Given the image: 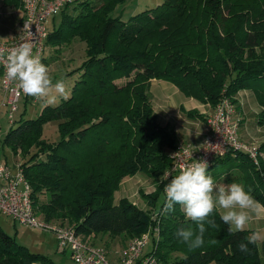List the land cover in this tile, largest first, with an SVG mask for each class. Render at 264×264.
<instances>
[{
	"label": "trees",
	"instance_id": "1",
	"mask_svg": "<svg viewBox=\"0 0 264 264\" xmlns=\"http://www.w3.org/2000/svg\"><path fill=\"white\" fill-rule=\"evenodd\" d=\"M125 1L72 0L63 6L44 44L82 41L85 59L72 71L78 77L57 104L44 105L36 117L16 118L0 137V152L8 148L24 159L19 164L34 211L46 220L68 221L85 238L109 233L125 243L157 223L152 251L162 264H264V243L249 245V254L240 252L250 230L230 234L218 211L209 217L217 227L206 225L205 245L189 250L176 232L196 226L179 205L175 212L160 214L161 182L142 194L150 205L158 202L154 219L127 199L113 203L123 178L141 171L157 180L171 165L168 151L176 135L153 110L151 79L168 81L185 96L212 106L222 97L234 102L241 89L251 90L261 106L257 124L264 125V0H162L123 20L114 11ZM3 2L21 6V0ZM41 62L46 65L44 55ZM53 120L59 137L47 141L42 126ZM258 151L264 154V139ZM228 159L241 171L245 190L264 205L262 156L255 165L247 154L229 151L208 164L207 175L215 181L228 173L231 168L218 176L210 172ZM42 195H47L44 202ZM38 263L54 264L0 226V264Z\"/></svg>",
	"mask_w": 264,
	"mask_h": 264
},
{
	"label": "built area",
	"instance_id": "2",
	"mask_svg": "<svg viewBox=\"0 0 264 264\" xmlns=\"http://www.w3.org/2000/svg\"><path fill=\"white\" fill-rule=\"evenodd\" d=\"M71 1L21 0L23 18L20 33L9 40L0 39V47L10 49L20 43L29 42L33 46L34 54L42 59L50 19L59 14L63 6ZM0 89L4 94L5 116L11 126L16 120L15 113L19 109L20 101L27 96L22 93L17 83L6 78L2 64ZM36 101L37 99L33 98L32 102ZM206 125L207 133L199 144L180 140L170 150L171 165L162 174L163 190L181 168L203 161L207 162L208 166L214 158L229 151L243 152L258 165L260 156L258 146L247 144L239 137V123L231 98L219 99L213 106L212 114L206 119ZM165 176L168 178L165 179ZM0 214L10 218L14 223L52 232L58 248L62 252L68 251L74 264H162L152 251V239H157L159 232L157 223L140 235L127 240L120 251L114 253L111 260L104 247L76 234L72 225L46 220L37 214L33 209L30 188L23 177L20 164L11 166L2 158H0ZM149 239L151 247L144 250Z\"/></svg>",
	"mask_w": 264,
	"mask_h": 264
},
{
	"label": "clouds",
	"instance_id": "3",
	"mask_svg": "<svg viewBox=\"0 0 264 264\" xmlns=\"http://www.w3.org/2000/svg\"><path fill=\"white\" fill-rule=\"evenodd\" d=\"M0 64L3 65L6 78L19 85L26 96L43 100L48 104L58 98L67 96L63 79H54L48 67L41 62V57L34 54L33 46L23 42L12 48L0 47ZM207 162H196L185 166L173 176L164 187V200L160 209L161 215L176 211L180 206L184 216L195 224L181 227L176 236L189 250H196L205 245L206 225L216 228L215 219L209 218L218 211L221 220L228 225L230 234L242 232L255 218H264V205L258 203L249 191L239 183L217 185L207 175ZM165 179L168 177L165 176ZM241 242L238 250L250 253L249 245L258 246L264 243V233L252 231ZM215 244V240L208 241Z\"/></svg>",
	"mask_w": 264,
	"mask_h": 264
},
{
	"label": "rangeland",
	"instance_id": "4",
	"mask_svg": "<svg viewBox=\"0 0 264 264\" xmlns=\"http://www.w3.org/2000/svg\"><path fill=\"white\" fill-rule=\"evenodd\" d=\"M161 2L162 0H126L124 3L119 4V10L117 9V11H123L121 19L127 20L134 13H137L148 7H154ZM117 11H114V13L116 14ZM59 21L60 16L58 15L54 19V24H58ZM48 29H53L51 21L48 24ZM84 49L85 44L78 39H73L69 43L59 47L46 45L44 48L43 55L46 59V66L49 69L50 75L54 81L55 79L64 80L67 96H69L71 87L78 77L77 73H72V71L79 67L81 62L85 59ZM167 83L172 87H175L170 82ZM154 84L155 83L152 82L151 86L153 87ZM165 93H169L170 95L168 98H171L172 101H175L176 103L187 100L185 99L187 96H185L180 91H178V93L175 95L172 94L171 89L166 88ZM1 95L2 94L0 93V135L8 128V122L4 114L6 107L1 105ZM33 98L34 97L28 96L27 101L29 102H27L25 106L23 100L20 101L19 109L15 113V118H19L20 115L25 119L36 117L40 113L42 107L48 104L45 101L38 99V101L34 103L32 102ZM61 98L65 97H60L54 103L49 105L57 104ZM247 118L252 119L253 113L248 112ZM238 123L240 125L239 121ZM57 129L58 121L56 120L44 123L42 126V137L47 141L57 140L59 137ZM260 156L263 158V154H260ZM14 157V162L16 161V163H21L24 160L19 156ZM234 165H236L235 161L228 159L222 164L213 166L212 170L210 171L212 172L211 175L213 176H218L222 170L231 168L228 173L226 172L225 175H219L217 178L214 177V179L216 178L215 182H219V185H222V182H226L225 178H227L231 183H239L243 185V179L240 173L241 171ZM224 176L225 178H223ZM160 182L162 183V175H160L157 180H155L151 177H148L144 172L138 171L134 175L125 177L121 180L117 188L113 191V203H118L121 199H127L129 202L145 211L150 216V218H152L158 213V202L164 199V190L163 193H160L158 197L159 200L156 204L157 206L150 205L149 199L143 198L142 194H148L153 190H156L155 188H158ZM46 199L47 195L40 196L41 202L46 201ZM63 223L70 224L68 221ZM0 226L6 233L14 236L18 244L25 246L31 253L44 255L54 264H74L70 257V253L68 251L62 252V250L58 248L55 236L52 232L14 223L10 218L2 214H0ZM245 229L250 230V232L259 230L264 233V218L253 217ZM86 239L98 246L104 247L111 260L115 255L114 253L120 251L124 245V242H122L120 237H113L109 233H99L94 236H87ZM150 247L151 240L149 239L144 250H148Z\"/></svg>",
	"mask_w": 264,
	"mask_h": 264
},
{
	"label": "crops",
	"instance_id": "5",
	"mask_svg": "<svg viewBox=\"0 0 264 264\" xmlns=\"http://www.w3.org/2000/svg\"><path fill=\"white\" fill-rule=\"evenodd\" d=\"M119 6L120 5L116 6L115 11H117V9L119 10ZM122 13L123 11L120 10L119 12H116V15H120L121 17ZM22 18L23 11L21 6L18 7L12 4H6L3 0H0V39L9 40L15 38L20 33ZM52 23L54 24V20ZM152 82L155 83L153 87L151 86ZM167 82L168 81L162 79H151L148 86L150 101L153 110L158 116V121L162 125H168L174 130L176 141L182 140L192 144H199L203 136L207 133L208 128L206 125V119L212 114L213 106L210 103H203L192 97H185L187 100L180 101V103L172 101L171 98H168L170 94L165 93L166 88L171 89L172 94L175 95L180 90L175 88L176 86L174 84L175 87H172ZM0 93L2 94L1 105H3L4 94L1 89ZM27 97L23 99V103L27 101ZM234 100L235 117L240 122V139L247 144L258 146V144L264 139V125H258L256 121L257 113L260 111L261 106L257 102L253 91L248 89L239 90L235 94ZM188 110H195L198 115L187 116L185 112ZM248 112L253 113L252 119L247 118ZM9 127L8 124V128ZM7 129L1 133L0 137L5 134ZM168 152H170V150ZM0 154V158L9 165L14 166L16 164V161L14 162L15 157L11 154L8 148H4ZM225 174L226 173L223 175ZM223 178H225V176ZM225 179L226 182H222V185L231 184L227 178ZM215 183L219 185V182Z\"/></svg>",
	"mask_w": 264,
	"mask_h": 264
}]
</instances>
